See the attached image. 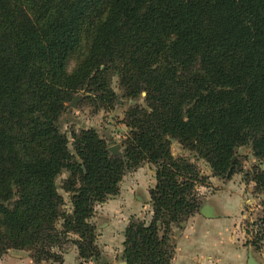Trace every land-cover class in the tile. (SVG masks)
I'll list each match as a JSON object with an SVG mask.
<instances>
[{
    "label": "trees",
    "instance_id": "1",
    "mask_svg": "<svg viewBox=\"0 0 264 264\" xmlns=\"http://www.w3.org/2000/svg\"><path fill=\"white\" fill-rule=\"evenodd\" d=\"M111 76L133 101L123 156L94 128L69 138L59 127L81 90L112 107ZM173 139L214 176L230 174L241 146L264 159V0H0V256L23 249L61 262L71 243L101 264L94 206L146 161L152 218L126 225L122 258L171 264L168 233L198 211L196 186L207 182L172 154ZM251 178L264 186V169ZM262 241L264 217L250 243Z\"/></svg>",
    "mask_w": 264,
    "mask_h": 264
},
{
    "label": "rangeland",
    "instance_id": "2",
    "mask_svg": "<svg viewBox=\"0 0 264 264\" xmlns=\"http://www.w3.org/2000/svg\"><path fill=\"white\" fill-rule=\"evenodd\" d=\"M73 65L74 60H70L68 67L71 68ZM110 86L116 95V102L112 107H107L95 100L84 102L85 93L81 90L73 96L78 97L74 106L70 105L72 99L67 102L59 119V127L69 138L71 130L79 131L83 128H94L99 136L106 140L108 146L118 144L120 146L118 150L123 152L122 143L128 131L123 123L124 113L133 101L123 95L124 91L116 76H111ZM144 95L145 93L142 92L135 102L145 105ZM171 142L170 148L174 156L188 157L190 161L196 164L200 173L207 176L206 184L196 186L197 197L201 205L195 214L206 216L201 212V208L204 205L211 207L210 202L218 205L215 208L218 215L222 214V209L226 210L230 206L229 217H232L231 220L235 224V235L243 234L241 239L237 236L236 239L249 246L252 254L249 252L248 257L249 255L252 256L257 264H264V241L258 248L250 243L253 229L264 217V186L256 184L251 177L254 169H264V159H256L252 155L250 147L241 146L237 149V155L234 159L236 164L231 166L230 174L228 173L227 177H219L212 174L206 162L197 158L195 152L182 149L181 145L174 139ZM69 147L71 148V146ZM66 175V172L59 175L57 183L60 184ZM154 184V166L149 162H142L140 166L124 173L117 194L95 204L90 221L96 227V243L101 249L100 256L104 260L101 264H124L122 251L125 227L133 219L146 223L151 221L152 207L149 190ZM65 200L68 208L67 195H65ZM192 216L172 225L168 234L174 247H176L175 237ZM219 237L223 238V235H215V238ZM61 255V262L48 260L38 263L32 260L30 252L27 250L9 249L0 256V264H98L92 259L78 258L76 247L71 243L63 245Z\"/></svg>",
    "mask_w": 264,
    "mask_h": 264
},
{
    "label": "crops",
    "instance_id": "3",
    "mask_svg": "<svg viewBox=\"0 0 264 264\" xmlns=\"http://www.w3.org/2000/svg\"><path fill=\"white\" fill-rule=\"evenodd\" d=\"M210 205L211 216L194 214L175 237L172 264H247L251 250L236 239V236L241 239L243 234L235 235V224L229 217L230 206L218 215L215 209L218 205L212 202Z\"/></svg>",
    "mask_w": 264,
    "mask_h": 264
},
{
    "label": "water",
    "instance_id": "4",
    "mask_svg": "<svg viewBox=\"0 0 264 264\" xmlns=\"http://www.w3.org/2000/svg\"><path fill=\"white\" fill-rule=\"evenodd\" d=\"M77 96L73 97L71 102H70V105L74 106V103L76 102L77 100ZM119 145L118 144H114V145H111V146H108L107 149L108 151L111 153L112 156H115V155H118V156H123L122 152H120L118 149H119ZM235 159V156L232 157L231 159V163L233 162V160ZM231 171V166L230 168L228 169V173ZM201 212L206 215V216H211V207L209 205H204L202 208H201ZM125 263V261H124ZM248 264H257L254 259L252 258V256L249 255L248 257Z\"/></svg>",
    "mask_w": 264,
    "mask_h": 264
}]
</instances>
